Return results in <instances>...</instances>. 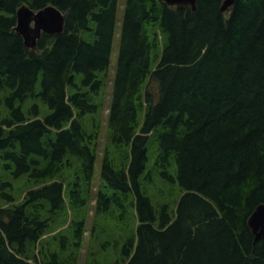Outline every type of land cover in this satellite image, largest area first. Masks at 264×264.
Masks as SVG:
<instances>
[{
    "label": "trees",
    "instance_id": "trees-1",
    "mask_svg": "<svg viewBox=\"0 0 264 264\" xmlns=\"http://www.w3.org/2000/svg\"><path fill=\"white\" fill-rule=\"evenodd\" d=\"M224 1L124 0L118 20L119 0H0V264H78L88 218L86 264H264L247 224L264 202V0ZM22 6H54L62 31L27 48Z\"/></svg>",
    "mask_w": 264,
    "mask_h": 264
},
{
    "label": "water",
    "instance_id": "water-1",
    "mask_svg": "<svg viewBox=\"0 0 264 264\" xmlns=\"http://www.w3.org/2000/svg\"><path fill=\"white\" fill-rule=\"evenodd\" d=\"M170 7L190 8L196 10V0H162ZM233 0H225L221 6L224 11ZM64 15L54 6H47L38 11L28 6L20 7L16 12L14 30L22 37L27 48L33 49L42 33L57 34L63 29ZM249 229L254 235V241L264 238V202L259 204L247 220Z\"/></svg>",
    "mask_w": 264,
    "mask_h": 264
},
{
    "label": "rangeland",
    "instance_id": "rangeland-1",
    "mask_svg": "<svg viewBox=\"0 0 264 264\" xmlns=\"http://www.w3.org/2000/svg\"><path fill=\"white\" fill-rule=\"evenodd\" d=\"M123 3H124V0H119L118 15H117L118 16V20L121 19ZM116 30L117 31L119 30V26L116 27ZM84 38L87 39V35L86 34L84 35ZM117 49H118V40L116 39V41L114 42L113 48H112L111 65H110L111 69H113L115 67V63H116V59H117ZM39 89H40V81L38 80V82L36 84V90L39 91ZM109 95H110V87H109V84H107L104 92L102 93V99H101V97L99 98L100 101L103 103V107H100L98 112H97V117H98V120L100 121V123H99V130H100V136H101V138H100V147L103 144V139L102 138L106 134L105 119H106V114H107V107L109 105ZM32 102L33 101L31 99L27 100L25 102V104H24V108H27V106L30 103H32ZM34 102H37L40 105L41 115L42 116L46 115L49 112L47 106L42 104L41 101L38 98L34 99ZM99 163H100L99 162V158H97L96 167H95V173L96 174L98 173ZM18 193H19V190L17 189L15 191V196H17ZM89 215H91V211H89ZM60 217H61V214H60ZM92 226H93V219L92 218H88L87 230H86V232L84 234V237H85L84 247H83L82 251L80 252L78 264H86V261H87V258H88L90 250L94 251V248H93L94 244L92 242H90L91 240L89 241V239L91 238L90 232H91ZM107 232H109V234L115 236L118 239L122 235L121 226L119 224L114 223V222H111L109 224V229L107 230ZM101 238H102V236H101ZM97 239H100V237L97 238ZM113 252H114V249L111 250V253H109V255H107L106 252L101 251L97 255L98 259H101L103 264H106V262H104L105 261V259H104L105 257H108L111 261H113L116 258L115 254Z\"/></svg>",
    "mask_w": 264,
    "mask_h": 264
}]
</instances>
